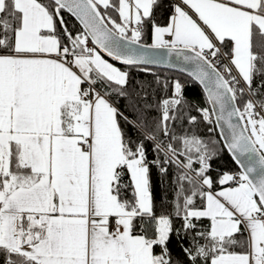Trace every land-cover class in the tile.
<instances>
[{
    "label": "snow or ice",
    "instance_id": "snow-or-ice-1",
    "mask_svg": "<svg viewBox=\"0 0 264 264\" xmlns=\"http://www.w3.org/2000/svg\"><path fill=\"white\" fill-rule=\"evenodd\" d=\"M161 6L0 0V264H264V0H172L166 24ZM102 53L144 72L173 56L190 65L182 71L211 105L196 109L199 121L220 130L240 171L209 174L217 141L196 131L179 81L150 118L129 71ZM169 165L173 208L158 212L150 170Z\"/></svg>",
    "mask_w": 264,
    "mask_h": 264
},
{
    "label": "trees",
    "instance_id": "trees-1",
    "mask_svg": "<svg viewBox=\"0 0 264 264\" xmlns=\"http://www.w3.org/2000/svg\"><path fill=\"white\" fill-rule=\"evenodd\" d=\"M166 1L167 0H162V6L159 8V10L156 11L157 21H160L161 19L165 20L167 18V14L169 13V4H165ZM62 15L64 17L66 26L70 31L73 32V34H76L78 31H81L80 27L76 24L73 19H71L64 12H62ZM150 34V31H146V34L142 39V43H150ZM109 62L113 63L116 67L120 68L121 70L129 71L130 78L128 87L130 91H132L134 94H139L141 105H143L144 100H146L148 104L152 105V107L148 110L150 118L160 116V112L157 106L162 99L173 96V82L175 81H179L182 84V94L184 99L187 101L188 107L186 111L189 115L197 116L199 121L200 114L196 111V109L208 108L206 99L200 88L192 80L183 75L159 69H151V72H144L141 71L139 67L129 68V66L127 65H121L110 60ZM157 77H159V83H157ZM165 82L168 83L167 88H164L163 86ZM117 103L121 110L125 111L126 115H128L130 118L133 117L132 111L126 108V104L130 103V101L121 98L117 101ZM172 126L175 128L177 135L182 134L189 128L187 120L183 122V127H181L180 121L175 122ZM209 127H211V125L199 121L198 128L196 129L199 135L205 140L211 138L212 140L217 141V143L215 144V148L218 150V155L210 161L211 168L209 174L215 179L224 172H238V169L234 165L229 155L224 150L222 144L220 143L216 130L213 132H209ZM128 132L129 135H131L133 138L137 137L135 129H133L131 126L128 127ZM163 139L165 140V142L167 141L166 137H164ZM153 147L154 145L152 144V142H146V149L149 160L156 158V153L153 151ZM160 155L162 156L163 153H160ZM193 167L198 168L199 165L194 164ZM168 169V173L164 175H162L159 172V169L156 167H152L150 170V190L158 212L161 210L170 212L173 208V201L175 198L176 190L175 176L177 171L179 170L175 167V165H169ZM175 223L176 226L179 227L181 221L176 220ZM200 223L203 225V227H207V221H201ZM189 239L191 238L189 237L188 239L184 240L183 243L185 247L188 246ZM169 249L174 259H184V254L181 251V243L175 236L172 237L169 243ZM158 251L159 249H157V252Z\"/></svg>",
    "mask_w": 264,
    "mask_h": 264
},
{
    "label": "water",
    "instance_id": "water-1",
    "mask_svg": "<svg viewBox=\"0 0 264 264\" xmlns=\"http://www.w3.org/2000/svg\"><path fill=\"white\" fill-rule=\"evenodd\" d=\"M65 14H67L71 19H73L76 24L80 27V29L82 30L81 28V25L79 24V22L76 20L75 17L71 16L70 14H68L67 12H64ZM91 45V44H90ZM156 55H164L166 56L167 53H166V50H156ZM102 55L104 56V58L106 59H109L110 61H113L111 60L110 57H108L106 54H103ZM113 62H116L118 64H120L118 61H113ZM123 65V64H121ZM145 67H149L151 69H159V70H166V71H170V72H174V73H178L180 75H183L187 78H189L190 80H192L199 88L200 90L202 91L205 99H206V93L203 89V86L200 85L198 82L194 81L188 74L186 71H182V68H188L190 69L191 66L190 65H183L179 60L176 59L175 56L171 57L170 58V61L168 64H158V65H148V66H145ZM206 102H207V99H206ZM207 105H208V108H211V105L207 102ZM216 133H217V136L219 138V141L220 143L222 144L224 150L226 151V153L229 155V157L231 158V160L233 161L234 165L236 166V168L238 169V171H240V167L239 165H237L234 160L232 159V156L231 154L228 152L227 148L225 147V141L221 139V133H220V130L219 129H216Z\"/></svg>",
    "mask_w": 264,
    "mask_h": 264
},
{
    "label": "crops",
    "instance_id": "crops-1",
    "mask_svg": "<svg viewBox=\"0 0 264 264\" xmlns=\"http://www.w3.org/2000/svg\"><path fill=\"white\" fill-rule=\"evenodd\" d=\"M171 2H172V0H167L166 1V3L165 4H169V13L167 14V18H168V16H169V14H170V4H171ZM116 18H117V20H118V15H116ZM167 18L164 20V19H161L160 21H158L159 23H161V24H166L167 23ZM150 42H152V39H151V34H150Z\"/></svg>",
    "mask_w": 264,
    "mask_h": 264
},
{
    "label": "rangeland",
    "instance_id": "rangeland-1",
    "mask_svg": "<svg viewBox=\"0 0 264 264\" xmlns=\"http://www.w3.org/2000/svg\"><path fill=\"white\" fill-rule=\"evenodd\" d=\"M145 44H151V42L150 43H145Z\"/></svg>",
    "mask_w": 264,
    "mask_h": 264
}]
</instances>
